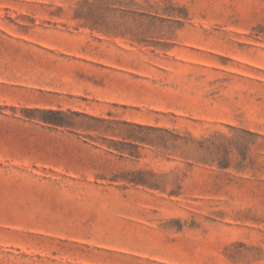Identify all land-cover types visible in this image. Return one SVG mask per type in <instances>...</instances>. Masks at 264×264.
Instances as JSON below:
<instances>
[{"label":"rangeland","instance_id":"374dc122","mask_svg":"<svg viewBox=\"0 0 264 264\" xmlns=\"http://www.w3.org/2000/svg\"><path fill=\"white\" fill-rule=\"evenodd\" d=\"M0 264H264V0H0Z\"/></svg>","mask_w":264,"mask_h":264},{"label":"trees","instance_id":"16d2710c","mask_svg":"<svg viewBox=\"0 0 264 264\" xmlns=\"http://www.w3.org/2000/svg\"><path fill=\"white\" fill-rule=\"evenodd\" d=\"M55 113H58V114H60V112H55ZM53 123H55V124H58V123H60V122H53ZM132 181H134V182H138V183H140V181L139 180H132Z\"/></svg>","mask_w":264,"mask_h":264}]
</instances>
